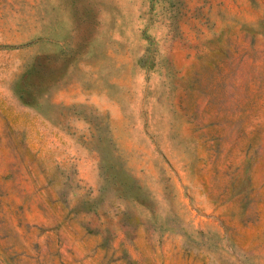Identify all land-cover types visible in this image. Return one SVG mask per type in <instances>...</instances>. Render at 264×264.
<instances>
[{"label": "rangeland", "instance_id": "rangeland-1", "mask_svg": "<svg viewBox=\"0 0 264 264\" xmlns=\"http://www.w3.org/2000/svg\"><path fill=\"white\" fill-rule=\"evenodd\" d=\"M0 264H264V0H0Z\"/></svg>", "mask_w": 264, "mask_h": 264}]
</instances>
